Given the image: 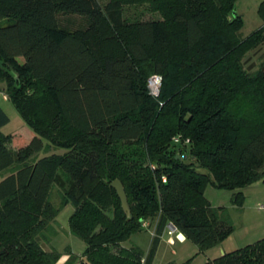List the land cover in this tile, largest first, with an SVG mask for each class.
Returning a JSON list of instances; mask_svg holds the SVG:
<instances>
[{"label":"trees","instance_id":"obj_1","mask_svg":"<svg viewBox=\"0 0 264 264\" xmlns=\"http://www.w3.org/2000/svg\"><path fill=\"white\" fill-rule=\"evenodd\" d=\"M237 1L0 0L3 95L30 129L3 135L0 105V264H58L42 245L68 204L86 252L66 264H154L169 223L200 252L233 234L206 188L234 192L242 208L241 190L264 182V63L244 62L264 47V27L241 39ZM144 4L161 19L126 15ZM258 12L264 21V1ZM60 14L85 26H62ZM152 227L148 251L124 246ZM205 264H264V239Z\"/></svg>","mask_w":264,"mask_h":264},{"label":"rangeland","instance_id":"obj_2","mask_svg":"<svg viewBox=\"0 0 264 264\" xmlns=\"http://www.w3.org/2000/svg\"><path fill=\"white\" fill-rule=\"evenodd\" d=\"M264 0H238L235 4L233 15L237 14L243 21V28L240 31V38L245 39L254 32L264 27V21L259 15V6ZM147 4L141 7H130L126 14L130 18H141L143 21L150 19H161L159 13L147 12L149 10ZM62 26H70L69 21L73 25L71 28L85 26L82 19L78 16L63 15L59 16ZM5 25L7 21L0 22ZM245 68L250 72H256L262 68L264 63V47L250 52L244 59ZM5 84L0 81V105L10 118L8 125L1 129V133L5 136L14 135L16 133H25L28 128L24 118L18 112L16 107L5 99ZM13 147V146H12ZM190 149L187 148V152ZM58 154L64 151L57 150ZM185 152V151H184ZM186 152V153H187ZM40 156H44L43 153ZM200 172L207 173L204 169ZM8 175V173H0V182ZM57 186L52 190L51 200L54 204H59L60 198L57 193ZM245 196V203L242 208L236 207L232 203V191L221 190L209 185L205 190V195L210 201L212 207L223 208L226 211L230 223L234 227L233 234L225 240L222 245L209 248L204 252H200L199 248L189 241L178 242L174 245L170 243V236H163L159 245L154 264H205L214 261L221 256L238 251L264 239V182L258 181L252 186L241 190ZM238 192V191H237ZM75 208L72 204H68L58 215L55 223L56 234L50 240L43 242V249L46 252L55 251L60 255L58 264H66L71 255L81 259L86 252V244L70 230V218ZM152 230L137 232L124 243L129 248L133 245L139 246L142 250L147 251L151 246L152 238L155 236ZM173 239H175L173 237Z\"/></svg>","mask_w":264,"mask_h":264},{"label":"built area","instance_id":"obj_3","mask_svg":"<svg viewBox=\"0 0 264 264\" xmlns=\"http://www.w3.org/2000/svg\"><path fill=\"white\" fill-rule=\"evenodd\" d=\"M162 77L161 76H153L149 79L148 81V89H149V92L152 96L154 97H158L159 94H160V88L162 86ZM173 142L175 144H180L182 145L183 148H186L188 147L190 144H191V141L189 139H182L180 137H176L173 139ZM187 154L185 153L184 155H182V159L186 160L187 159ZM144 227H149L148 224H144ZM166 231H167V234L168 236H170V243L171 245H174L175 244V241H178V242H185L186 239L185 238H182L180 239V236H182V234L179 232L178 228L172 224V223H169L167 226H166ZM173 237L175 239H173Z\"/></svg>","mask_w":264,"mask_h":264},{"label":"water","instance_id":"obj_4","mask_svg":"<svg viewBox=\"0 0 264 264\" xmlns=\"http://www.w3.org/2000/svg\"><path fill=\"white\" fill-rule=\"evenodd\" d=\"M0 66H2V63L0 62ZM178 160L181 159L180 155H177L176 157ZM113 188L117 191V194L122 202V206L123 209L125 211V213L127 214L128 217H131V210H130V206L128 203V198L124 189L123 184L121 183V181L116 180L113 184H112Z\"/></svg>","mask_w":264,"mask_h":264},{"label":"crops","instance_id":"obj_5","mask_svg":"<svg viewBox=\"0 0 264 264\" xmlns=\"http://www.w3.org/2000/svg\"><path fill=\"white\" fill-rule=\"evenodd\" d=\"M154 226H155V225H154ZM154 228H155V227H154ZM154 228L152 227V232L154 231ZM166 235H168V234H167V231L165 230V231H164V237H165ZM168 237H169V236H168ZM182 238H185V239H186V237H185L183 234H182V236H180V239H182ZM186 241H187V240H186ZM221 245H222V244H221ZM149 248H150V246H149ZM148 250H149V249H148ZM148 250H147V251H148ZM156 257H158V255H156ZM156 259H157V258H156Z\"/></svg>","mask_w":264,"mask_h":264}]
</instances>
